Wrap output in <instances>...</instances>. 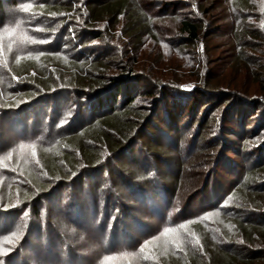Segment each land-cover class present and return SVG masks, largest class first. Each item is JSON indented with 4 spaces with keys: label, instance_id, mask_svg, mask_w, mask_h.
Here are the masks:
<instances>
[{
    "label": "trees",
    "instance_id": "trees-1",
    "mask_svg": "<svg viewBox=\"0 0 264 264\" xmlns=\"http://www.w3.org/2000/svg\"><path fill=\"white\" fill-rule=\"evenodd\" d=\"M85 1L89 8L87 18H83L86 24L74 23L75 17L70 14L79 10L80 15L81 3ZM208 1L210 0H0V224L4 222H1V219L15 218L13 222L6 224L5 229L0 230V236L9 233V236L0 239V247L2 246L4 251L0 249V264H119L113 260L116 255L126 256L124 261L127 264H141L138 260L141 256L147 261L160 259L156 254L150 253L154 245L166 252L175 249V262L170 257L172 252L163 258L167 262H174L173 264H187L190 259L194 263L195 258L205 255L208 245L217 250H223L222 246L228 245L232 257L220 255V258L216 257L212 263L209 261L207 264L256 263L249 255L253 250L246 251L245 247L241 249L240 246L238 248L234 241L233 245L230 244L231 237L226 239L225 236L223 239V235L228 234L225 229L233 233L236 226H241L242 222L257 227L258 231L264 227L254 221L258 219L264 222V219L242 218L241 213L245 215L248 211L240 212V215L238 210L235 212L233 209L234 205L236 208L237 202L242 203L244 199L236 190L241 187L251 188L248 175H251L252 171L257 172L255 164L245 167L247 176L222 199L214 202L215 199L212 201L207 198L205 207L201 206L199 210L189 211V203L179 199L178 195L181 180H184L183 175L192 161L213 159L208 160L211 171L219 166L221 159L226 160L232 156L244 158L240 151L235 150L229 143L230 134L225 130V118L222 120L225 140L222 141L221 138L214 140V144H203L192 136V145L186 149L184 139L171 136L182 121L174 123L173 126L167 116L169 125L165 122L167 126L163 131L168 141L163 140L160 134L159 138L163 143L172 144L173 148H177L180 155L179 159L175 157L172 160H161L157 162V166L159 168L170 165L167 174L172 177L171 186L166 179L160 180L156 172L150 181L134 177L127 179L123 174L115 172V163L112 164V161H115L116 165H119L122 161L120 158L129 155L140 140L147 145L143 139L144 130L147 129L151 134V130H157V127L149 120V114L146 117L144 114L142 119H136L128 132H125V129L121 131L116 127L117 121L113 120L111 114L120 115L123 108V113L126 108H136L141 98L146 101L152 99L156 103L162 92L165 93L163 95L167 101L190 98L186 109L193 113L197 104L211 95L234 97L237 101L236 107L249 102L247 104L251 108L250 113L245 112L246 118L244 116V119L242 117L239 120L238 124L243 130L248 128L258 115L261 122L257 126L264 123V77L256 80L263 87L257 86L258 90L253 93L256 97L252 98L250 92L246 93L241 89L239 91L238 88H234V91L212 90V80H207L212 72L208 68L203 79L201 74L194 75L191 77L193 82L181 84L169 78L165 72L168 71L167 68L159 67L160 64L152 62L149 68L142 67L138 62L141 58L137 54L135 58L128 56L121 64L122 67L113 71L118 74H106L109 68L103 63L107 51L113 50L114 42L120 43L117 48L123 49L122 58L128 52L126 46L129 48L131 41L138 46L137 38L140 36L143 43L157 44L164 39L165 44L171 46L170 50L181 48L176 42H171V38H167L170 36L167 34V28L159 30L152 22L144 21L153 19L149 12L151 10L154 15L168 16L169 19L170 13H178L181 17H171L178 22V32L173 35L176 37L175 41L180 44L187 41L195 46L201 43L200 53L206 55L203 62L206 65V62L211 61L210 55L214 53V49L207 45L210 41L208 37L211 36L208 33L220 29L216 24L222 22L227 14L224 2H229L230 9L234 11L230 36L231 41L239 43L240 49L236 47L239 50L236 60L247 66L244 75L250 74L255 64L264 63V0H223L222 3L211 0L210 4ZM25 8L28 11H22ZM219 8L223 15L221 12L216 16L210 15L212 10ZM121 19L125 21L126 41H122L121 37L115 34L116 29L109 27L108 32L100 28L94 30V27L104 20L115 28ZM260 21L263 23L262 27ZM71 24L74 28L70 27ZM87 28L92 29L89 32ZM165 35L168 36L164 38ZM75 39L78 42H74ZM231 41L229 43H232ZM91 42L95 44L92 45ZM136 49L138 47L134 46L135 53ZM255 49L258 54H253L257 57L248 54V50L252 53ZM231 50L234 51L233 48ZM225 62L226 59L224 64ZM261 65L263 70L264 65ZM99 69H103L101 72L106 69L105 74L100 76ZM169 69L171 73L174 68L170 66ZM174 72H177V69ZM182 76L187 77L186 72H183ZM140 79H145L150 85L149 89H152L142 88ZM200 79L204 84L202 88L193 84ZM55 80L60 82L58 86L54 85ZM215 85L216 83L213 88ZM119 98L123 99L120 104ZM82 99L86 103L81 104ZM51 111L52 118L45 125L43 121ZM237 113L235 108L233 114ZM38 120L39 123L34 124V121ZM233 122L237 123L236 120ZM100 123L110 134L103 135L104 131L99 128ZM32 124L35 125L34 128ZM196 126L202 141V138L213 134L208 133L203 126ZM159 131L162 132L161 129ZM190 132L191 130L185 132V136ZM90 133L96 134L95 138L90 136L93 142L86 145L85 139L81 140L78 149L87 154L88 145L95 148L98 142L97 133L102 134L106 145H97L101 151L95 148L101 155L97 163L89 161L83 164L84 167L65 166V169L56 172V166L48 165L54 160L55 156H52L47 157L43 166L41 165V154L51 152L57 141L64 138V142H71V138H82ZM231 135L240 137L236 132ZM114 136L120 141H113ZM162 147L161 143L154 146L155 149ZM243 149L246 150L245 147ZM254 154L252 150L247 156L250 159ZM263 154L264 148L261 149L260 157H263ZM84 157L87 161L90 160L89 155L84 154ZM261 163L264 165V160ZM112 170V176L123 179L131 190L134 189L132 192L136 197L146 199L140 202L150 211L137 213L139 203L127 204L119 194L108 191L107 185L101 183L100 176L106 172L110 174ZM261 171L264 173V167ZM200 185L202 192L205 188H210V184L206 182ZM139 191L146 193L144 197L138 195ZM138 198L132 200L139 201ZM250 203L245 205L246 210H261L254 203ZM100 213L102 218L99 217ZM216 213L221 218H215ZM67 216L70 218H66ZM16 221L21 224H16ZM139 226L143 232L139 231ZM108 227L109 231H106ZM114 230L122 236L118 242L108 240L113 237ZM218 237L223 240L218 241ZM39 247L44 248V252L39 250ZM256 250V255H264L263 248ZM144 260L141 261L144 263Z\"/></svg>",
    "mask_w": 264,
    "mask_h": 264
},
{
    "label": "rangeland",
    "instance_id": "rangeland-1",
    "mask_svg": "<svg viewBox=\"0 0 264 264\" xmlns=\"http://www.w3.org/2000/svg\"><path fill=\"white\" fill-rule=\"evenodd\" d=\"M222 1L223 0L221 1L218 0L219 3H222ZM86 3L87 1L81 3V7H80V15H82L81 18L79 17L80 15L78 13L79 10L72 11L73 13L70 14V16L75 17V20L73 21L74 23L76 22L77 24H82L81 22H85L86 24V21H84L83 19V18H87V15H88L87 12L89 10L88 5H86ZM208 3L210 4L211 0L208 1ZM224 7H225L224 9L226 10L227 14L224 16V19L222 20V22L220 21L219 23L216 24L217 28H220V29L211 30L210 33H208V35L211 34V36L208 37L210 38V41L207 42V45L209 48H212V50L214 49L213 51L214 53L210 55L212 56L211 61H209L208 59L207 61H209V63L206 62V65H204L203 63L205 61L204 58L206 59V55L200 53L202 50L200 47L201 43L195 46L193 45V43H188L187 41H185L182 44H180L179 41H175L176 37L173 35L175 34L174 32L176 31L178 32V22L171 17H181V16L178 15V13H170L171 15L170 19L172 20L171 21L168 16L162 17V16L154 15L153 13L154 11L151 10L149 12L152 14L151 16H153V19L151 21L150 19L149 20L144 19V21L152 22L154 26L157 27L159 30L162 28L164 29L167 28V34L170 36L167 37L168 35H165L164 38L166 37L168 39L171 38L170 41L176 42L179 46H181V48L178 50L176 49L170 50L171 46L166 45L164 39L160 40L159 41L160 43H157V44L155 43L152 44L150 42L143 43L141 40L142 38H140L141 37L140 36L137 38L138 46L134 45L131 41L129 44L130 47L128 48L126 46V50H128V52L122 58L123 49L117 48L120 43L114 42L113 50L110 52L107 51L106 59H104L105 61L103 65L106 64L108 65V68H109L108 69L109 71H107L108 73L106 74H118V72H113V71H115L116 68L122 67L121 64H123V62L128 58V56L135 58L137 54L138 57L141 58V60H139L138 62L141 63L142 67L149 68L154 63L160 64L159 67H162L163 69L165 67L167 68L168 71H165V72L167 73L169 78H172L174 81L180 82L181 84L193 82L192 81L193 79L191 77H193L194 75L197 76L201 74L202 79H203L205 77V74L207 73V70L209 69V71L212 72V75L207 77V80L208 82L212 80L211 82L213 83V86L216 83L215 85L216 87L213 88V86H211L212 90L217 91L221 89H228L230 91H234L235 90L234 88H238L239 91L241 89L243 92H246V93L250 92L251 93L250 97L255 98L256 96L253 95V93L254 91L258 90L257 86H260L256 82V80H258L259 77H264V71H263L264 69L263 70L261 69L260 67L261 63L255 64L253 66L252 72L250 74L246 73V76L244 75V73L247 70V66L245 67V65H243V63L240 60H239L240 63H238V60H236V58H238L236 54L238 53L237 51H239L236 49V47L240 49L239 43H235L234 40L231 41V36H230L232 33L231 22L234 19V11L230 9L229 2L228 4L227 2H224ZM74 9H76V6ZM219 12H221L220 8L218 10H214V11L212 10L210 15L216 16V14H218ZM76 14H78L79 16H77ZM262 22L264 23V18ZM262 22L260 21L261 27L263 24ZM169 23H170V26H168ZM124 26H125V21H123V19H121V22L118 25H116L115 28H112V25L107 23L104 20L102 22H99L97 24V27H94V30L100 28V29H105L107 30L106 32H108L109 27L110 29H113V30L116 29L115 34L121 37L122 41H126L127 40V38L125 37L126 34H124V30L126 29L124 28ZM70 27L74 28L73 24H71ZM78 28L80 29V27ZM91 29L92 28H87L89 32ZM250 29L253 30L252 27H250ZM259 31L261 30L259 29ZM213 33H215V35ZM230 41L232 43H229ZM74 42H78V41L75 39ZM93 42H91L92 45L95 44L96 42L99 43V41H95V43ZM134 46L138 47V49H136V53L134 50ZM231 48H233L234 51H232ZM254 52L258 54L256 49L252 50V53H251V50L250 51L248 50V54H253ZM256 54H253V55L257 57ZM225 59H226V62L224 64ZM262 65H264V63ZM170 66H172V69L174 68L171 73L169 69ZM176 69H177V72H174ZM101 70L103 69H99L100 72ZM105 71L106 69H104V72ZM104 72L102 71L100 76H102V73ZM183 72L184 73L186 72L187 77L182 76ZM139 82L142 84L141 85L142 88L146 87L148 90L152 89V88L149 89L150 85L147 83V81H145V79H140ZM53 83L54 85L56 84L55 86H58L60 82H57V80H55L53 81ZM210 83L208 85H210ZM193 84L200 86L199 88H202L204 86L201 79L197 82H194ZM261 87L263 86L261 85L260 88ZM129 92H131V90H129ZM163 94L165 93L162 92V94L157 97L158 99L156 103L152 99H149L146 101L145 99L141 98L138 100L136 108L134 109L126 108L125 113H123V110H124L123 108L122 111H120L122 112L120 113V115L111 114V117H113V120L117 121L116 127L118 126L117 128H119L121 131L125 129L126 130L125 132H128L131 129V127L134 125L136 119L138 117L142 119V116L144 114H145L144 117L148 116L149 114V120L155 127H157V130L155 128L154 129L152 128L153 130H151L152 131L151 134L147 132V129L144 130L145 137L143 139L145 142H147V145L144 142H142L143 140H140L137 147L134 148L129 155L127 154L124 157L120 158L122 161L120 162L119 165H116V162L112 161V164L115 163L113 165L114 171L118 172L119 174H123L125 178L127 179L134 177V178H137L138 180L142 178L148 181L151 180V176H153L154 173L156 172L160 180H162L163 178L166 179L168 184L171 186L172 177H170V175L167 174L170 165L168 164L163 167H159L160 169L157 166V162H161V160H165V159L172 160L175 157H178L179 159V155H180L179 154L180 151L177 148H173L172 144L163 143L162 140L159 138V134H160V136L163 137V140H167L164 137V131H163L165 130L167 126L165 125L167 123V116L170 118L169 123H171L172 125L176 122H179L180 120L182 121L179 127L177 128V130L175 131V133H173L171 136L172 137L174 136V138L184 139L183 141H184V144L186 143L185 144L186 149L191 147L193 137H196V139L200 140L199 142L203 144L206 142L214 144L215 143L214 140L216 141L221 138H222L221 139L222 141L225 140L224 127L222 123L223 118H225L224 124H227V125H224L225 130L229 132L230 134L229 143L232 145V147H235V150H239L240 153L244 156V158H240L239 156H236V157L232 156V157H228V159L226 158V160L221 159L219 161V166L215 169L213 168L211 171L209 169L210 166L208 162H210L213 159L206 158V160L202 162L192 161L189 164V168L185 171V174L183 175L182 179L184 180H181L182 181L180 184L181 189L178 194L179 199L189 203L188 204L189 211L199 210L200 209L199 207L201 206L205 207V202L207 201V198L212 199V201L215 199L214 202L215 201L217 202L220 199H222L225 196V194L229 193V191L233 187L239 185V182L242 181L245 176H247L245 174V171H246L245 167L251 164H255L257 172H255L256 171L255 170V171H252L253 173H251V175L250 174L248 175L249 180L251 181L250 183L251 188L241 187L236 190V193L239 194L244 199H242V203L237 202L236 208L234 205L233 209H235V212L238 210L237 213L239 214L240 212L248 211V213H245V215L244 213H241L243 214L242 218H259V219L262 218L264 219V173L263 171L260 172V170L264 167V165H262L261 163V161L264 160V154H263V157L262 156L260 157L261 149L264 148V125H263L264 123L261 124L260 126H257V124L261 122V118L258 115V118L255 117L256 119L254 118L252 124L245 130H243V127H241L238 124L240 122L239 120L242 117L244 119L246 111L247 113H250L251 108L248 107V104H247L249 102H247L246 104L242 103V105L236 107L237 101L234 97L229 98V97H224V96L219 97L218 95H211L210 97H206L203 100L201 99V97H199V99L202 101L197 104V106L195 107V112L193 113V111H187L186 109L188 103H190V98L184 97L182 99H179V101L177 99L176 100L172 99V101L170 100L167 101L168 99L167 100L164 99L165 95ZM106 96L108 97V95ZM122 101L123 99L121 100L119 98L118 104H120ZM83 102H84V99L81 100V104ZM235 108H237L238 110L237 115L233 114V110H235ZM10 114L12 115V113ZM52 115H53V112L51 111V113L48 114V117L46 116V120L43 121V123H46L45 125H47V122L51 120ZM121 116H124V117H121ZM234 120H236L237 123H234L233 122ZM35 122L39 123V120L34 121V124ZM15 123L17 122L15 121ZM169 123L167 124L169 125ZM195 125L203 126V128L206 129L208 133L210 134L216 133V135L212 134L210 135V137L208 136L207 138H202L203 139L202 141L200 139V135L198 132L199 129L197 126L195 127ZM18 127L22 129L21 126L18 125ZM34 127L35 125L32 124V128ZM99 128L104 131L103 135H106L108 133V131H105L103 124L100 123ZM143 128L145 129L146 127H143ZM160 129L162 132L159 131ZM190 130L191 132L189 133V135L185 136V132L187 131L189 132ZM233 132L239 133L240 137L232 136L231 134H233ZM112 134L113 133H111V135ZM153 134L154 136H152ZM101 135L102 134L97 133L98 142L96 143L97 145H100L102 143V145L104 146V144L106 145V143H104ZM90 136L95 138L96 134L90 133L88 134V136L87 135H84V137L82 136V138H76V139L71 138L72 139L71 142H67V140L64 142L63 141L64 138L60 141H57V145L54 146L51 152L49 153L43 152L41 154V158L39 160L41 162V165L45 163V159L47 157H52V156H55L54 160L50 161L48 165H51V167L56 166L57 167L55 168L56 172L62 170L65 166L71 168V167H75L78 165H82V167H84L83 164L89 163V161L92 163H97L100 160L99 158L101 156L99 154L100 152L97 153V149L101 151V149L97 147V145L95 147L97 149L93 148L92 145L91 146L88 145L89 151L87 154L86 152H81L80 149H78L79 141L81 140L85 139V143L87 142L86 145L93 142ZM112 139L113 141H116V142L120 141L117 136H114ZM238 139H240V141ZM160 143L163 145V147L161 149H155L154 146ZM244 147L246 148V150L243 149ZM64 148L66 150H63ZM252 150L255 154L249 159L247 154L252 152ZM84 154L89 155L90 160L87 161L84 157ZM129 158L131 159L133 158V160L130 159L129 161H127V159ZM209 159L210 161H208ZM231 171L234 173L232 174L229 173ZM111 172L113 173V170L110 171V174L106 172L105 174L100 176L101 183H103V185L104 184L107 185V188H109L108 191L110 190L112 193L119 194L120 197L123 199V201L127 204L132 205L134 203H139L137 207V211H136L137 213L142 214L144 211H148V210L150 211V209H148L145 205H143V203L140 202V201H146V199L143 200V199H139L138 196L136 197V195L132 192V190L134 191V189L132 188L131 190L130 189L131 187H129L128 184H126L123 179H118L116 177L114 178ZM203 182H206V184H210L209 185L210 188L207 190L205 188L204 192H202L203 189L200 185V184L203 185ZM156 191H158V189ZM139 193L140 194L138 195L142 197H144V195L146 194L144 191H139ZM133 198L134 199L138 198L139 201L132 200ZM250 202L254 203L256 206H258V209H261V210L260 211L257 209L246 210L245 205L249 204ZM91 216L92 215H90V217ZM99 217L102 218L101 213ZM114 217L115 216H113V218ZM66 218H70V216H67ZM215 218H221V216H219V214L216 213ZM14 219L15 218H12V220L11 218L1 219V222L2 221L4 222L0 224V230L2 231L3 229H5L6 224L13 222ZM254 221H257L256 223L262 224L264 226L263 221H260V220L258 221V219ZM15 223L21 224V222L19 221H16ZM241 224H242L241 226H238V225L236 226V229L234 230L233 233H231V230L227 231V229H225L228 234L223 235L222 233L223 239L225 236H226V239H229L228 237H231V239H229L230 244L233 245V241H234L235 242L234 245L237 246L238 248L240 246L241 249L245 247L246 251L253 250V253L249 255L250 257H252V259L256 260V263L254 264H258V263L264 264V255L263 254H261V256L256 255V252H258L256 249H262V248L264 249V227L261 231H258L257 227H252L253 225L252 226L247 225L244 222H242ZM135 227L137 228L136 225ZM139 228H141V226H139L138 229ZM105 230L109 231V227L106 228ZM139 231H142V230L139 229ZM7 236H9V233L3 234L2 236H0V239L5 238ZM112 236L113 237H109L108 239L110 242L111 241L118 242L119 239L122 238V236L118 235L117 232H115V230ZM217 239L218 241L223 240L221 237H218ZM222 247H224L223 250L222 248L220 250H217L213 248L212 245L210 246L208 245V250L205 252L204 256L195 258L196 260L194 263L192 259L186 262L187 264H207V262L209 261L211 262L216 257L220 258V255L222 256L227 255L229 258H231L232 253H231V250L228 249L229 248L228 245L222 246ZM247 248H252V249H247ZM160 249L161 247L154 245V247L150 251L151 254H156V256H158L160 259L154 258L155 261H153V259H151L152 261H147V260H144L143 257L141 256V259L139 258L138 260H140L141 264H173L176 260L175 249L173 248L169 249V251L167 252L161 251ZM39 250L43 251L44 248L42 249L41 247H39ZM1 251L4 252L3 249H1ZM170 252L173 253V255L170 254L171 255L170 257L173 258L174 262L170 260H168L167 262V260L163 259L164 257L167 256V253H170ZM126 259L127 258L126 256L124 257V255L113 256V260H115V263L118 262L119 264H127L126 261H124ZM130 259H133V258H130ZM181 259H182V262H184L183 256L181 257ZM141 260H144V263ZM133 263L137 264L138 262H133ZM45 264H48V263H45Z\"/></svg>",
    "mask_w": 264,
    "mask_h": 264
},
{
    "label": "snow or ice",
    "instance_id": "snow-or-ice-1",
    "mask_svg": "<svg viewBox=\"0 0 264 264\" xmlns=\"http://www.w3.org/2000/svg\"><path fill=\"white\" fill-rule=\"evenodd\" d=\"M22 11H28V9H27V8H25V9H22Z\"/></svg>",
    "mask_w": 264,
    "mask_h": 264
}]
</instances>
